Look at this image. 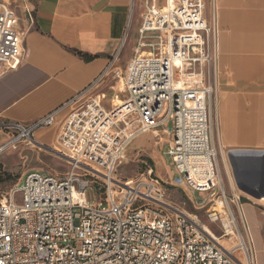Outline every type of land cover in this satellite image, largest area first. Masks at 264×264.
Listing matches in <instances>:
<instances>
[{
  "label": "built area",
  "instance_id": "1",
  "mask_svg": "<svg viewBox=\"0 0 264 264\" xmlns=\"http://www.w3.org/2000/svg\"><path fill=\"white\" fill-rule=\"evenodd\" d=\"M165 1L164 6L155 1L143 18L147 54L138 52L125 69L113 71L116 54L77 97L29 126L12 124L38 143L35 131L71 108L56 150L68 170L30 171L0 199V264H256L250 248L233 243L236 235L246 241L247 234L222 186L214 144L209 69L215 25L207 21L205 0ZM18 21L9 2L0 0V65L23 55ZM111 71L123 87L121 102L111 109L96 97L81 103ZM160 127L171 136L166 155L172 179L164 183L152 170L119 179L116 169L130 141ZM167 185L198 193L191 202L208 223L169 202ZM89 189L101 199L88 202Z\"/></svg>",
  "mask_w": 264,
  "mask_h": 264
},
{
  "label": "crops",
  "instance_id": "2",
  "mask_svg": "<svg viewBox=\"0 0 264 264\" xmlns=\"http://www.w3.org/2000/svg\"><path fill=\"white\" fill-rule=\"evenodd\" d=\"M6 1L24 32V52L10 66L0 65V119L26 126L88 89L116 54L113 71L125 69L136 53L144 52L140 27L147 8L157 2ZM205 7L208 23L215 25L209 77L217 91L211 114L222 186L240 197L231 203L248 237L262 240L258 264H264V0H205ZM131 24L133 34L128 36ZM113 71L81 103L96 97L111 109L115 98H124ZM70 109L63 108L53 125L35 131L37 140L60 150L61 126ZM155 131V137L166 135L162 140L167 150L170 134L165 127ZM168 162V169L162 167L170 175L166 181L154 173L164 183L173 177ZM181 189L191 193L190 202L199 196Z\"/></svg>",
  "mask_w": 264,
  "mask_h": 264
},
{
  "label": "rangeland",
  "instance_id": "3",
  "mask_svg": "<svg viewBox=\"0 0 264 264\" xmlns=\"http://www.w3.org/2000/svg\"><path fill=\"white\" fill-rule=\"evenodd\" d=\"M160 6H164L165 0H157ZM133 25L128 28V36L133 33ZM123 49V48H122ZM120 50V53L122 51ZM140 50L149 51V47H142ZM179 63V60H176ZM214 85V84H213ZM123 96V95H122ZM120 98L123 99V97ZM217 91L214 86V94L212 97V109L216 100ZM13 123L0 119V199L8 194L17 183H19L24 175L30 171L41 170L56 174H63L68 170V164L57 154L52 145L44 144L37 140L34 135V140L38 143H31L26 137L22 136V131L12 126ZM159 138L150 133L140 134L136 139L131 141L126 148L125 155L122 163L116 169V176L119 179H130L139 176L141 173H149L151 170L153 174L159 175L163 180L169 178V172L162 169H168V158L165 155L166 141L162 137H166L164 133L159 132ZM40 143V144H39ZM53 150L54 152H52ZM167 199L172 204H175L180 210L186 213H196L197 211L191 205L189 200L190 192H185L181 188L167 185ZM217 195L220 191H217ZM230 202L231 209L233 210L236 218V207L231 203L234 199L230 193L225 191ZM199 195V194H198ZM86 200L90 203L97 202L101 199L100 194L96 189H89L86 194ZM193 197V196H191ZM216 199L220 200L218 196ZM244 203L243 200H241ZM201 218L208 223L205 212H197ZM212 231L216 236H220L221 231L214 225H211ZM242 227V226H241ZM225 244H229L227 239L223 238ZM246 242L251 250L254 261L258 264V255L263 253L261 249L262 240L258 238H250L246 236ZM240 254V253H239ZM263 260V258H262Z\"/></svg>",
  "mask_w": 264,
  "mask_h": 264
},
{
  "label": "bare ground",
  "instance_id": "4",
  "mask_svg": "<svg viewBox=\"0 0 264 264\" xmlns=\"http://www.w3.org/2000/svg\"><path fill=\"white\" fill-rule=\"evenodd\" d=\"M144 53L147 54L146 51H144ZM120 102H121V98H118V99L115 98V99H114V103L119 104ZM157 133H158V132L155 131V130L151 132V134L153 135V139L155 138V136L157 135ZM158 138H159V137H158ZM233 239H234V238H233ZM220 241H221V239H220ZM221 243H222L223 245H225L226 247H229V244H225L224 241H221ZM233 243H234L235 246H240V247L243 248L244 250H246V247L249 248L248 243H247L246 241H244L243 238H242L241 236H239V235H236V236H235V239H234ZM239 253H240V252H238V255H240Z\"/></svg>",
  "mask_w": 264,
  "mask_h": 264
},
{
  "label": "water",
  "instance_id": "5",
  "mask_svg": "<svg viewBox=\"0 0 264 264\" xmlns=\"http://www.w3.org/2000/svg\"><path fill=\"white\" fill-rule=\"evenodd\" d=\"M52 151V150H51Z\"/></svg>",
  "mask_w": 264,
  "mask_h": 264
}]
</instances>
